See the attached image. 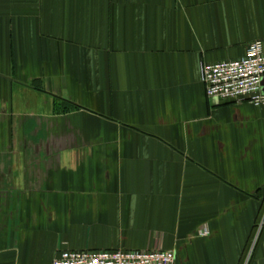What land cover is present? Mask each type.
<instances>
[{
    "label": "crops",
    "instance_id": "1",
    "mask_svg": "<svg viewBox=\"0 0 264 264\" xmlns=\"http://www.w3.org/2000/svg\"><path fill=\"white\" fill-rule=\"evenodd\" d=\"M256 40L264 0H0V264H264V106L202 81Z\"/></svg>",
    "mask_w": 264,
    "mask_h": 264
},
{
    "label": "built area",
    "instance_id": "2",
    "mask_svg": "<svg viewBox=\"0 0 264 264\" xmlns=\"http://www.w3.org/2000/svg\"><path fill=\"white\" fill-rule=\"evenodd\" d=\"M207 97L264 106V43L251 42L243 57L202 67ZM53 264H176V254L153 250H63Z\"/></svg>",
    "mask_w": 264,
    "mask_h": 264
}]
</instances>
